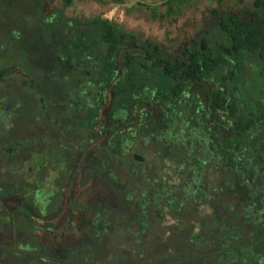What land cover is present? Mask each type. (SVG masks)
I'll use <instances>...</instances> for the list:
<instances>
[{
    "label": "flooded vegetation",
    "instance_id": "1",
    "mask_svg": "<svg viewBox=\"0 0 264 264\" xmlns=\"http://www.w3.org/2000/svg\"><path fill=\"white\" fill-rule=\"evenodd\" d=\"M216 1H192L191 32L175 26L184 56L173 25L162 43L157 0L138 1L145 28L109 20L105 32L79 7L38 6L40 19L0 11V264H82L112 251L131 185L170 136L163 74L178 59L196 52L204 84L264 104V0Z\"/></svg>",
    "mask_w": 264,
    "mask_h": 264
},
{
    "label": "trees",
    "instance_id": "2",
    "mask_svg": "<svg viewBox=\"0 0 264 264\" xmlns=\"http://www.w3.org/2000/svg\"><path fill=\"white\" fill-rule=\"evenodd\" d=\"M16 1L0 3L15 7ZM30 1L51 6V0ZM186 3L164 0L160 18L173 25L171 17ZM113 32L135 35L118 25ZM170 33L167 27L163 44ZM178 40L173 37V52L183 47L184 56L188 43ZM202 67L192 51L163 74L162 88L168 83L173 92L171 98L163 91L162 122L170 136L148 151L142 179L134 182L139 189L130 187L126 226L115 224L112 251L82 264H264V104L255 108L244 95L204 84Z\"/></svg>",
    "mask_w": 264,
    "mask_h": 264
},
{
    "label": "crops",
    "instance_id": "3",
    "mask_svg": "<svg viewBox=\"0 0 264 264\" xmlns=\"http://www.w3.org/2000/svg\"><path fill=\"white\" fill-rule=\"evenodd\" d=\"M138 1L139 0H124L121 4H118L114 2V0H95L93 1L94 4L90 6V9L94 14L99 15L101 18L107 20H116L118 22H127V24H129V27L132 28L139 26V23H145L148 21L149 10L141 5ZM185 1L189 2L190 4L186 3L182 7H178L180 11L178 10L177 15L171 17V23L175 26H177L178 24L180 28H184L187 31L190 28V25L193 24L195 16L193 13L194 11L190 9L192 0H184V2ZM157 2V4L160 5L158 11L162 16L166 13L167 6L162 5L164 0H157ZM205 2L207 3L209 2V0H205ZM103 12L106 13V17L108 18H105ZM140 13L147 15V17H143L142 19L138 18V21H136L134 17H136V15ZM159 22L161 28L160 35L162 34L161 38L163 40L165 36V29L170 26L166 25L162 18H160ZM142 27L145 28L144 26Z\"/></svg>",
    "mask_w": 264,
    "mask_h": 264
},
{
    "label": "rangeland",
    "instance_id": "4",
    "mask_svg": "<svg viewBox=\"0 0 264 264\" xmlns=\"http://www.w3.org/2000/svg\"><path fill=\"white\" fill-rule=\"evenodd\" d=\"M93 1H95V0H51L50 2H51V6H60L61 4H64V3H66V5H69V6H73L74 8L75 7H79L80 8V11H79V13H81V10H82V12L83 13H85V12H88L89 10H91L90 9V6L92 5V4H94L93 3ZM192 1H194V2H196V3H198L199 5H202V6H204V4H205V0H192ZM204 1V2H203ZM217 1L215 0H213V2L211 3V7H215V6H218V5H220V3L218 4V3H216ZM3 3H0V11L1 10H6V8H4V5H2ZM14 5H18V6H15V7H12L13 8V11H10L9 9H8V11H10L9 13H11V12H14V13H16V11H18V10H22V11H24L25 9H31V10H33V11H35V14H37V16L39 17V15H40V13H41V7L39 8V7H36L35 5H33V2L32 1H22V0H20V1H16L15 2V4ZM100 5V4H99ZM50 6V8H52ZM55 9V8H54ZM58 9V8H57ZM57 9H55L56 11H57ZM194 11V16H195V18L198 20L197 22H198V24H200V22H199V14L197 13V11H195V10H193ZM104 13V12H103ZM104 16H105V18H108V17H106L107 15H106V13H104L103 14ZM207 16V18H208V16H209V18H210V14H206ZM22 17H24V18H26L27 17V15H26V13L25 12H23V14H22ZM138 18H143V17H140V14H137L136 15V17H134V19L136 20V21H138ZM13 21H16V19L14 18V19H12ZM22 20V19H21ZM127 23V22H126ZM141 26H144L145 25V23H139ZM128 26H129V24H127ZM178 25V24H177ZM174 27H175V25L173 24V37H176L175 36V34H176V31H175V29H174ZM182 31H183V29H182ZM188 31L189 32H191V28H189L188 30H187V33H188ZM183 33V32H182ZM182 33H180L179 34V39L181 40L182 38H183V35H182ZM162 35V34H161ZM29 36H31L32 37V35H29ZM4 37V35H2L1 33H0V39L1 38H3ZM168 222H170V220H168Z\"/></svg>",
    "mask_w": 264,
    "mask_h": 264
},
{
    "label": "water",
    "instance_id": "5",
    "mask_svg": "<svg viewBox=\"0 0 264 264\" xmlns=\"http://www.w3.org/2000/svg\"><path fill=\"white\" fill-rule=\"evenodd\" d=\"M140 1V0H139Z\"/></svg>",
    "mask_w": 264,
    "mask_h": 264
}]
</instances>
